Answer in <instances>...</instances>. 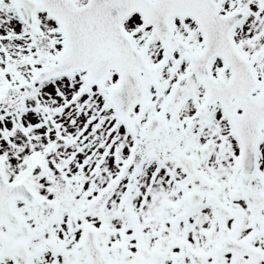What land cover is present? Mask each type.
Here are the masks:
<instances>
[{
	"label": "snow or ice",
	"instance_id": "6c2138e0",
	"mask_svg": "<svg viewBox=\"0 0 264 264\" xmlns=\"http://www.w3.org/2000/svg\"><path fill=\"white\" fill-rule=\"evenodd\" d=\"M0 264H264V0H0Z\"/></svg>",
	"mask_w": 264,
	"mask_h": 264
}]
</instances>
